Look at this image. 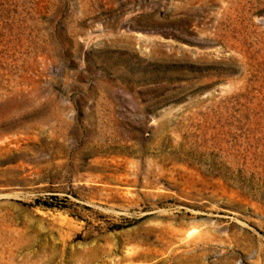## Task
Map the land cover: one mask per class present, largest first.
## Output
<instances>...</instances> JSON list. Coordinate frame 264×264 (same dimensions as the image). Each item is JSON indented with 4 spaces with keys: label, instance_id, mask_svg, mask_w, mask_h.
Listing matches in <instances>:
<instances>
[{
    "label": "rangeland",
    "instance_id": "obj_1",
    "mask_svg": "<svg viewBox=\"0 0 264 264\" xmlns=\"http://www.w3.org/2000/svg\"><path fill=\"white\" fill-rule=\"evenodd\" d=\"M0 264H264V0H0Z\"/></svg>",
    "mask_w": 264,
    "mask_h": 264
}]
</instances>
